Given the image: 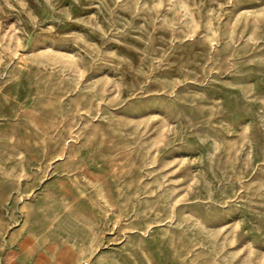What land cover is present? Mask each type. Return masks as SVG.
<instances>
[{
    "label": "rangeland",
    "instance_id": "1",
    "mask_svg": "<svg viewBox=\"0 0 264 264\" xmlns=\"http://www.w3.org/2000/svg\"><path fill=\"white\" fill-rule=\"evenodd\" d=\"M0 264H264V0H0Z\"/></svg>",
    "mask_w": 264,
    "mask_h": 264
}]
</instances>
